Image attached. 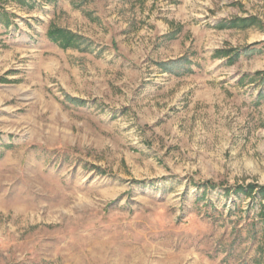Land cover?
<instances>
[{
    "label": "rangeland",
    "instance_id": "obj_1",
    "mask_svg": "<svg viewBox=\"0 0 264 264\" xmlns=\"http://www.w3.org/2000/svg\"><path fill=\"white\" fill-rule=\"evenodd\" d=\"M0 264H264V0H0Z\"/></svg>",
    "mask_w": 264,
    "mask_h": 264
}]
</instances>
